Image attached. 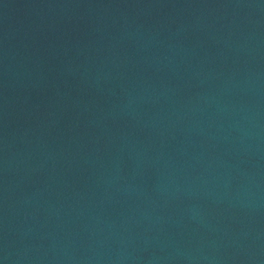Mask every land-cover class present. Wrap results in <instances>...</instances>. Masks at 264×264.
Returning <instances> with one entry per match:
<instances>
[{"label": "water", "instance_id": "95a60500", "mask_svg": "<svg viewBox=\"0 0 264 264\" xmlns=\"http://www.w3.org/2000/svg\"><path fill=\"white\" fill-rule=\"evenodd\" d=\"M0 264H264V0H0Z\"/></svg>", "mask_w": 264, "mask_h": 264}]
</instances>
